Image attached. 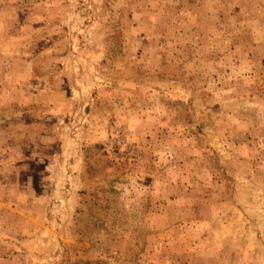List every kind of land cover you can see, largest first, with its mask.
<instances>
[{
	"label": "rangeland",
	"instance_id": "rangeland-1",
	"mask_svg": "<svg viewBox=\"0 0 264 264\" xmlns=\"http://www.w3.org/2000/svg\"><path fill=\"white\" fill-rule=\"evenodd\" d=\"M0 264H264V0H0Z\"/></svg>",
	"mask_w": 264,
	"mask_h": 264
}]
</instances>
